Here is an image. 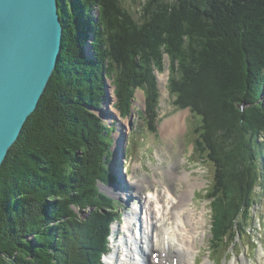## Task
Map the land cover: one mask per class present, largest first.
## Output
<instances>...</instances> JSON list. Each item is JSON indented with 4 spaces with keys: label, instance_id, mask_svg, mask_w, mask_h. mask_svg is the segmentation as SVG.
<instances>
[{
    "label": "trees",
    "instance_id": "1",
    "mask_svg": "<svg viewBox=\"0 0 264 264\" xmlns=\"http://www.w3.org/2000/svg\"><path fill=\"white\" fill-rule=\"evenodd\" d=\"M59 12L56 70L0 167V264H101L109 227L94 229L114 213L94 212L85 242L76 211L117 209L97 187L112 180L114 127L96 110L111 80L121 111L141 89L154 113L166 57L171 89L201 121L195 145L216 166L213 235L239 229L264 177V0H143L139 17L124 0H59Z\"/></svg>",
    "mask_w": 264,
    "mask_h": 264
},
{
    "label": "rangeland",
    "instance_id": "2",
    "mask_svg": "<svg viewBox=\"0 0 264 264\" xmlns=\"http://www.w3.org/2000/svg\"><path fill=\"white\" fill-rule=\"evenodd\" d=\"M141 2L143 0H124L125 6L136 17L140 15ZM96 13L99 15L98 12ZM96 13L94 12V14ZM84 51L88 58L94 57V49L91 46L90 40L86 41ZM170 65V60L166 57L164 68L162 70L155 69L157 79V87L155 88L159 102L154 113H151L149 108L152 100L141 89H136L134 93L130 112L128 114L124 113L123 110L122 112L117 106L119 105V99L116 94V87L111 84V80H107L105 101L99 109L101 111H98V113L102 115L101 118L106 122L105 124L108 127L110 124L112 125L111 127H114L112 136L114 141L110 147L113 153L112 156H108V165L111 170L112 180L107 183L100 181L97 187L101 193L110 199L116 200L117 209L112 210L111 207H106L99 210L97 206H88L84 209L76 207L78 217L82 219L84 224H87L84 226L81 224L82 228H80L78 234L85 242H89L90 231L87 226L88 223H93L91 215L95 212L96 214L101 213V217H105L108 216L107 214L111 215L114 213L113 221L105 220L103 223L98 222L96 228L94 229L93 227V229L98 233L99 230L105 231L106 226H108V234H110V237H107L105 245L107 248L110 247V255L117 250L122 255V249L124 248L123 241L128 238V235L133 230L137 231L134 223L137 215L139 216L142 202L150 195L149 193L154 192V189H162L166 183L169 186H173L175 181L181 182L176 177H173L174 179L171 178L169 171L173 169L176 173H190L192 181L195 179L200 180V185L196 186L191 194L193 205H196L205 217L202 223L199 224L200 231L197 237L198 249L195 252L194 264H203L207 259H209V264H224L222 262H225V264H264V188L259 187L258 183L255 186L256 197L254 202L256 206L252 214L254 218L252 216L250 219H245L242 227V242L237 241L229 250L227 248L231 245L230 242L221 245V247L218 245V252L211 251L213 249V243H211L212 212L210 200L207 199L205 193L207 188L211 189V186L214 185L215 167L213 162H209L206 158H203L205 154L202 155L199 147L195 145V139L199 136L198 133L200 131L198 129L201 126V121L197 114L194 115L189 104L184 106L180 103L179 98H177V95L171 89ZM112 90L114 93H112ZM106 96H108V100ZM110 102L113 103L110 104ZM112 107L117 112H121L122 120H128L127 126L123 128L125 131L120 146L117 145V138H120L118 132L121 134L123 131H119V118H110L116 115ZM181 113L185 117L184 129L177 134H165L163 132L165 122L179 116ZM138 180H140V183L144 181L145 184L147 183V186L141 188L137 192L136 197H132L131 194L135 193H132L134 189L132 184ZM182 183L183 185H174L176 189L177 187L179 189L177 194H180L183 188H185L186 184L184 185V182ZM127 185H130L128 186V191L122 190L123 188H127ZM125 193L128 196H125ZM151 210L153 209L151 208ZM114 227L116 230H114ZM230 227H232V224L229 219L227 228ZM128 228L130 231H128ZM248 230L250 233H247ZM95 232L93 233L94 235H96ZM113 238H115L114 241ZM246 243L248 244L245 245ZM92 245L93 250H95L96 246H94L93 237ZM89 251L91 252L92 249L90 248ZM149 252L150 250H148L147 254L150 255ZM225 254H227L226 259H223L221 262L220 260ZM90 256H97L96 250ZM156 257H160L159 253H157V256L152 257V260ZM103 264H107L104 259ZM113 264H117V262Z\"/></svg>",
    "mask_w": 264,
    "mask_h": 264
},
{
    "label": "water",
    "instance_id": "3",
    "mask_svg": "<svg viewBox=\"0 0 264 264\" xmlns=\"http://www.w3.org/2000/svg\"><path fill=\"white\" fill-rule=\"evenodd\" d=\"M59 0H0V167L57 67Z\"/></svg>",
    "mask_w": 264,
    "mask_h": 264
},
{
    "label": "bare ground",
    "instance_id": "4",
    "mask_svg": "<svg viewBox=\"0 0 264 264\" xmlns=\"http://www.w3.org/2000/svg\"><path fill=\"white\" fill-rule=\"evenodd\" d=\"M112 93H114L113 90ZM112 110L118 116L113 115L110 118H119V131H123L121 134L118 132L120 138H117V145L120 146L125 131L123 128L127 126L128 120H122L120 113L114 107H112ZM98 111L101 110L98 109ZM184 118V114L181 113L179 116L167 120L163 126V132L165 134H177L182 131L185 123ZM169 174L171 178L176 177L181 182L175 181L173 186L166 183L162 189H154V192L149 193L150 195L142 202L139 216L137 215L134 223L137 231L133 230L131 234H127L128 238L123 241L122 255L117 250L104 257L107 264L116 262L117 264H194L195 252L198 249L199 224L202 223L205 217L202 211L196 205H193L191 194L195 187L200 185V180L195 179L192 181L190 173H176L173 169L169 171ZM182 182H184V185L186 184L185 188L180 194H177L179 189L178 187L176 189V186L178 184L183 185ZM160 183L162 184V182ZM146 184L144 181L140 183V180L132 184L134 187L132 193H135L131 196L136 197L137 192L141 188H145ZM128 186L130 185L122 190L128 191ZM124 195L128 196L126 193ZM114 230H116L115 227ZM128 231H130L129 228ZM148 250H150V255L147 254ZM157 253L160 256L159 261L152 262L151 255L154 257V254ZM147 256L149 258L146 260ZM203 264H209V259Z\"/></svg>",
    "mask_w": 264,
    "mask_h": 264
}]
</instances>
